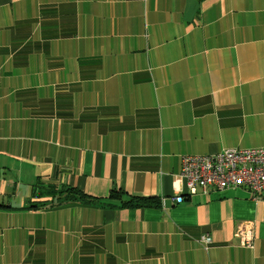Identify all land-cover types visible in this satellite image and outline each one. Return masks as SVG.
<instances>
[{"label":"crops","instance_id":"1","mask_svg":"<svg viewBox=\"0 0 264 264\" xmlns=\"http://www.w3.org/2000/svg\"><path fill=\"white\" fill-rule=\"evenodd\" d=\"M260 147L264 0H0V264H264V201L174 202L184 156ZM49 183L162 208L26 209Z\"/></svg>","mask_w":264,"mask_h":264},{"label":"built area","instance_id":"2","mask_svg":"<svg viewBox=\"0 0 264 264\" xmlns=\"http://www.w3.org/2000/svg\"><path fill=\"white\" fill-rule=\"evenodd\" d=\"M175 189L178 192L174 198L176 204H182L187 196L199 191L207 195L209 191L235 189H246L254 200L264 201V147L224 150L213 156H184L181 173L175 177ZM237 235L243 248H254L256 229L253 223L239 224ZM198 243L208 251L213 245L212 236L205 234Z\"/></svg>","mask_w":264,"mask_h":264},{"label":"trees","instance_id":"3","mask_svg":"<svg viewBox=\"0 0 264 264\" xmlns=\"http://www.w3.org/2000/svg\"><path fill=\"white\" fill-rule=\"evenodd\" d=\"M33 194L37 199L47 197L50 200L39 204H32L26 209L37 210L39 208H45L48 205H51V207H60L67 204H101L102 206L113 210L162 208L160 198L133 196L127 194L121 189H113L107 197L98 198L88 195L75 187L49 183L46 186L41 187L39 190L34 189ZM0 208L5 207L0 205Z\"/></svg>","mask_w":264,"mask_h":264},{"label":"rangeland","instance_id":"4","mask_svg":"<svg viewBox=\"0 0 264 264\" xmlns=\"http://www.w3.org/2000/svg\"><path fill=\"white\" fill-rule=\"evenodd\" d=\"M44 198H45V197H42V198H40V200H41V199H44Z\"/></svg>","mask_w":264,"mask_h":264}]
</instances>
